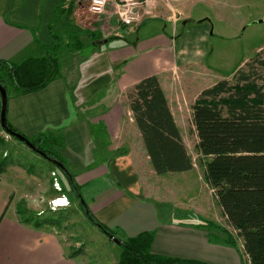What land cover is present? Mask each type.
Wrapping results in <instances>:
<instances>
[{
	"label": "crops",
	"instance_id": "crops-1",
	"mask_svg": "<svg viewBox=\"0 0 264 264\" xmlns=\"http://www.w3.org/2000/svg\"><path fill=\"white\" fill-rule=\"evenodd\" d=\"M80 1L0 0V63H19L30 56H38L42 45L53 41L52 26L58 12L63 15L61 9L73 6L76 15L77 8L82 7ZM204 24L194 29L190 37H186L188 34L180 36L179 41L188 40L187 45L183 43L180 52L167 60L165 65H193L204 60L210 41V23ZM204 26L208 29H203ZM115 36L105 37L106 40L94 46L89 56L78 54V60L77 57L75 59L79 72L74 75L77 80L69 82L67 74L63 73L43 90L15 94L10 98V126L29 139H35L42 133L63 135L65 146L62 153L78 171L77 179L81 183L79 186L83 189L84 200L95 218L108 229L116 231L119 237L130 238L144 232H154V254L204 264H250L249 258L243 254L241 241L239 250L223 243H214L210 240V231L202 224L163 218L157 205L165 200L153 198L151 189L148 190L145 175L138 166L137 152L111 145L107 149L103 143V132H107L114 141L120 137L124 104L127 103L124 99L126 91L142 80H120L122 75L115 71V62L126 64L127 59L139 53V48L135 51L126 38L123 39L124 46L104 49ZM201 53L204 54L203 58L199 57ZM73 58L66 57L64 60L70 64L75 61ZM158 60L159 57L155 62ZM159 65H162V60ZM68 73L71 77L72 71ZM181 74L175 68L161 71L157 67L151 74L159 77L174 116L173 102L176 97L180 98L182 92L177 86V78ZM191 74L189 72L188 76ZM190 80H193L190 86L196 87V81L192 77ZM129 113L132 116L130 110ZM131 121L134 127L133 117ZM96 126H105V130H101L102 139L96 140L91 128ZM137 135L144 148L141 134L137 132ZM126 137L127 141H132L130 135ZM99 149L104 150L105 154L96 155ZM144 151L139 150L150 166L153 177L159 179L176 175L158 176ZM193 171L182 176L190 177ZM14 190L13 185L0 178V264H81L67 253L55 233L40 231L20 222L13 208Z\"/></svg>",
	"mask_w": 264,
	"mask_h": 264
},
{
	"label": "rangeland",
	"instance_id": "rangeland-1",
	"mask_svg": "<svg viewBox=\"0 0 264 264\" xmlns=\"http://www.w3.org/2000/svg\"><path fill=\"white\" fill-rule=\"evenodd\" d=\"M80 2L82 7H78L76 15H73L79 28L103 34L104 38L116 34L115 38L104 46V49L124 46L123 39L126 38L129 39L131 47H135V51L139 48V53L134 58L127 59L126 64L115 62L114 69L118 75L119 73L122 75L120 79L122 82L134 79L143 80L153 76L151 74L156 67L161 71L175 68L182 73L177 78L179 83L177 86L182 92L180 98L176 97L173 102L174 112L183 140L196 163V168L192 174H189L190 177L182 176L183 173H175V176L159 179L153 177L150 166L139 152L140 148L142 151L145 148L140 142L136 125L133 127L132 116L127 110L129 109L127 96L124 98L127 103L124 104L120 137L114 141L107 132H103V143L106 144L107 149L111 145L121 150L128 149L137 152L138 166L141 173L145 175L148 190L151 189L153 198L158 197L165 200L160 204L157 203L163 218L172 217L176 221L181 220V222L193 224H205V221H212L229 229L217 199L204 179L203 168L198 164L200 156L196 146L199 139L192 122V106L203 90L223 79L235 84L233 76L237 71L264 49V0H157L158 9L155 11L154 18L143 19L138 25L123 26L124 28L118 24L112 14L93 15L89 11L90 0ZM66 19H68L66 15L58 13L56 20L53 21L54 34L63 38L64 46L70 44L69 37L72 38L74 32ZM184 22H186L185 25ZM208 22L210 23V41L204 60L193 65L176 67L173 66L174 64L165 65L167 60L180 52L183 43L187 45L188 40L180 42V36L188 34L186 37H190L195 32L194 29ZM206 28L207 26L203 27V29ZM92 52L93 44L87 43L79 55L86 57ZM203 56V53L199 55L202 58ZM157 57L160 60L156 63ZM75 58L78 60V54L74 55L73 60L75 61L71 62L72 65L63 61L62 74H67L66 78L69 82L77 80V76L74 75H78L79 66ZM161 60L162 65L160 66ZM254 68L256 81L261 85L264 83V69L258 63L254 65ZM243 69L249 71L247 66ZM69 71H72L71 77ZM189 72L193 75L188 76ZM190 77L196 81V87L190 86V82L193 81ZM5 81L9 96L13 98L16 90L13 87L11 76H5ZM128 91L129 88L126 92ZM104 127H91L96 140L102 139L101 130H105ZM3 132L0 121V137L4 139V144L0 142V164L1 160L6 159L1 177L15 188L14 210L17 211L18 206L23 204L34 215L60 219L62 221L60 227L49 229L60 237L67 253L73 255L81 264H118L123 247L111 240L85 216L78 199L70 201L69 195L72 193L65 174L26 144L14 137L6 139ZM126 135L132 137L131 142L127 141ZM54 143L41 141V146L55 158L56 156L62 157L67 162L70 171L77 177L78 171L62 153L64 146L61 147L58 141ZM97 154L103 155L105 151L99 149ZM76 180L81 185L77 178ZM57 183L60 184L61 191L58 190ZM81 191L83 195V189ZM64 197L67 198V202L66 200L62 202L64 206L54 208L53 200ZM218 233L221 235L220 232Z\"/></svg>",
	"mask_w": 264,
	"mask_h": 264
},
{
	"label": "trees",
	"instance_id": "trees-1",
	"mask_svg": "<svg viewBox=\"0 0 264 264\" xmlns=\"http://www.w3.org/2000/svg\"><path fill=\"white\" fill-rule=\"evenodd\" d=\"M74 11L73 6L61 9L74 30L72 38L69 37V45H63V38L54 34L52 26L53 41L42 45L38 56H30L19 63H0V82L7 90V75L12 78L16 95L45 89L62 75L64 58L80 54L87 43L93 44L94 48L106 40L103 34L79 28L73 18ZM263 51L260 50L244 66L249 71L244 67L237 71L233 76L235 84L223 79L203 90L192 106V122L199 139L196 146L200 156L198 164L203 168L204 179L213 191L229 229L212 221H205L202 226L210 231L211 242L239 250L241 241L243 254L249 258L250 264H264V83H257L254 68L258 63L264 69ZM126 96L155 173L165 176L194 170L196 163L183 140L159 77L153 75L141 80L129 89ZM8 125L17 132L9 121ZM35 139L30 140L68 168L62 157L55 158L41 146V141H58L61 147L65 146L61 133H42ZM0 142L4 144L1 137ZM5 160H1L0 178ZM70 173L73 180L64 173L72 193L70 201L78 199L88 219L91 218L103 232L107 231L119 239L123 252L118 264H204L154 254V232L130 238L119 237L116 231L108 229L95 218L86 201L85 205L82 204V188L76 175ZM17 213L21 223L40 231L52 232L49 228L62 224L58 218L34 215L23 204L18 206Z\"/></svg>",
	"mask_w": 264,
	"mask_h": 264
},
{
	"label": "built area",
	"instance_id": "built-area-1",
	"mask_svg": "<svg viewBox=\"0 0 264 264\" xmlns=\"http://www.w3.org/2000/svg\"><path fill=\"white\" fill-rule=\"evenodd\" d=\"M158 9L157 0H90L89 11L93 15L104 16L112 14L117 21L125 26L132 27L140 24L143 19L153 18L155 11ZM6 139L12 137L3 132ZM58 190L61 191L60 184L57 183ZM67 198H58L53 200L54 208L64 205Z\"/></svg>",
	"mask_w": 264,
	"mask_h": 264
},
{
	"label": "water",
	"instance_id": "water-1",
	"mask_svg": "<svg viewBox=\"0 0 264 264\" xmlns=\"http://www.w3.org/2000/svg\"><path fill=\"white\" fill-rule=\"evenodd\" d=\"M262 22V21H259ZM186 24V22H184V25ZM0 95H1V99H0V121H1V127L3 129V131L5 133H7L8 135H10L11 137H14L15 139L19 140L20 142L26 144L29 148H31L33 151H35L36 153H38L39 155H41L42 157H44L45 159L49 160L50 162H52L58 169H60L62 172H64L68 177H70L71 180H73V177L70 173V171L68 170V168L61 163L58 160H55L53 158H51L47 153H45L44 151L40 150L29 138H27L26 136L22 135L21 133L15 132L13 131L9 125H8V117H7V113H8V106H9V93L7 88L0 82ZM81 202L83 205H85V200L81 198ZM86 214L88 217H90V212L89 210L86 208ZM91 219V218H90ZM104 233L106 235H108V237L113 240L115 243L117 244H121V242L119 241L118 238H116L113 234L104 231Z\"/></svg>",
	"mask_w": 264,
	"mask_h": 264
},
{
	"label": "bare ground",
	"instance_id": "bare-ground-1",
	"mask_svg": "<svg viewBox=\"0 0 264 264\" xmlns=\"http://www.w3.org/2000/svg\"><path fill=\"white\" fill-rule=\"evenodd\" d=\"M62 206H64V205L62 204Z\"/></svg>",
	"mask_w": 264,
	"mask_h": 264
}]
</instances>
